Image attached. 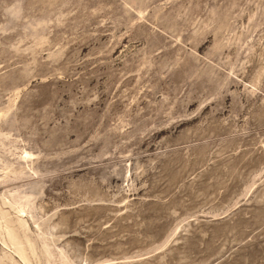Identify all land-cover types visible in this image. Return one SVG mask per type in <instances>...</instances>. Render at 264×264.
Segmentation results:
<instances>
[{"label":"rangeland","instance_id":"374dc122","mask_svg":"<svg viewBox=\"0 0 264 264\" xmlns=\"http://www.w3.org/2000/svg\"><path fill=\"white\" fill-rule=\"evenodd\" d=\"M0 264H264V0H0Z\"/></svg>","mask_w":264,"mask_h":264}]
</instances>
